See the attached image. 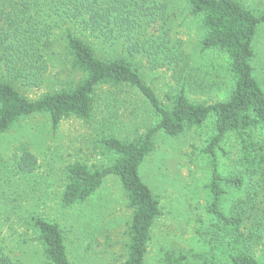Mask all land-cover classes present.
Instances as JSON below:
<instances>
[{
	"label": "trees",
	"instance_id": "1",
	"mask_svg": "<svg viewBox=\"0 0 264 264\" xmlns=\"http://www.w3.org/2000/svg\"><path fill=\"white\" fill-rule=\"evenodd\" d=\"M185 1L202 31L200 50L217 52L228 59L232 87L223 101L191 102L187 89L193 86L188 81L186 88L185 81L169 99L170 106H164L133 66L140 56L150 70L173 66V74L177 73L179 79L185 70L181 41L171 44L168 0H0V66L6 79L26 87L39 86L59 48L80 75L76 83L35 100L0 79V135L18 120L37 114H48L54 128L70 117L88 122L94 110V94L103 87H128L141 96L158 122L131 142L113 136L101 138L100 150L114 156L109 166L91 170L80 163L68 165L60 205L69 209L82 204L105 178L116 177L133 213L122 264H145L151 230L161 211L158 200L140 179L139 168L152 152L158 133L177 138L185 130L210 121L212 136L203 153L210 167L204 188L211 200L207 213L215 222L212 236L223 247L229 264H264L256 256V250L264 245V201H260L264 195V92L252 67L254 40L264 24V11L256 14L237 0ZM152 24H156L157 32L146 37V29ZM116 44L122 54H108L109 46ZM195 85L193 88L202 93L214 88ZM229 138L234 152L229 171L222 176L218 152H224ZM36 166L35 156L24 151L16 171L29 176ZM230 192L240 197L224 206ZM28 222L47 264H71L57 224L39 215H32ZM6 243L0 229V264H24L12 260ZM183 260L181 256L165 255L164 263L182 264Z\"/></svg>",
	"mask_w": 264,
	"mask_h": 264
},
{
	"label": "rangeland",
	"instance_id": "2",
	"mask_svg": "<svg viewBox=\"0 0 264 264\" xmlns=\"http://www.w3.org/2000/svg\"><path fill=\"white\" fill-rule=\"evenodd\" d=\"M168 1L171 44L181 41L184 52L185 70L180 73L183 76L177 78L173 66L150 70L140 56L133 66L164 106H170L169 99L185 81L186 88L188 81L193 87L214 85L212 91L205 93L188 87L187 97L191 102L223 101L232 87L227 57L213 51L202 52L199 46L202 31L190 16L186 1ZM237 1L256 14L264 11V0ZM155 26L146 29V37L157 32ZM253 49V74L264 92V24L256 32ZM55 50L58 55L49 62L39 86L26 87L19 81L6 79L1 66L0 79L11 83L30 100L76 83L80 75L71 67L70 58L62 54V49ZM107 53L122 54L121 46H109ZM94 97V110L88 122L70 117L54 128L48 114H37L18 120L0 135V229L13 261L47 264L28 222L32 215L60 227L71 264H122L125 260L133 213L119 180L114 176L105 178L86 202L64 209L60 205L64 169L75 163L91 170L111 165L114 156L100 150L99 140L113 136L131 142L144 135L158 118L145 100L128 87H103ZM211 136L210 121L200 128L185 130L177 138L162 133L155 135L153 150L139 168L140 179L158 200L161 211L151 230L145 264H165V255L184 257L182 264H229L223 247L212 236L215 222L207 213L211 200L204 186L209 180L210 167L203 150ZM233 144L229 138L223 147V153L230 156L218 152L222 176L229 171ZM24 151L37 160L36 169L29 176L16 171V163ZM239 197L240 194L230 192L224 206ZM260 201H264V195ZM256 256L259 261L264 260V245L256 250Z\"/></svg>",
	"mask_w": 264,
	"mask_h": 264
}]
</instances>
